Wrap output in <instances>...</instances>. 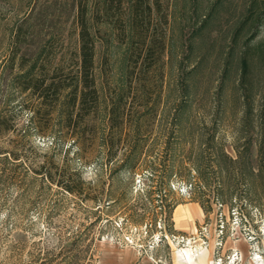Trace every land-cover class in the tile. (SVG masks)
Returning a JSON list of instances; mask_svg holds the SVG:
<instances>
[{"label":"rangeland","instance_id":"rangeland-1","mask_svg":"<svg viewBox=\"0 0 264 264\" xmlns=\"http://www.w3.org/2000/svg\"><path fill=\"white\" fill-rule=\"evenodd\" d=\"M88 1L100 102L68 127L34 116L9 58L28 20L26 47L74 73L75 0H0V149L24 161L0 154V264H264V0ZM145 39L165 41L158 71ZM47 162L85 192L36 174Z\"/></svg>","mask_w":264,"mask_h":264},{"label":"trees","instance_id":"trees-1","mask_svg":"<svg viewBox=\"0 0 264 264\" xmlns=\"http://www.w3.org/2000/svg\"><path fill=\"white\" fill-rule=\"evenodd\" d=\"M105 15L110 17L113 9L109 0H103ZM76 9L75 22L78 30V46L74 53L77 69L74 73H66L62 65L53 67L51 60L53 53L46 46L36 49L26 47V42L30 38V26L28 20L22 26H19L14 36V45L9 58V67L12 73V83L23 94L39 102V107L34 109V116L46 110L52 117L55 113L62 116L63 122L68 127L73 124H79L80 120L91 115L93 109H97L100 102L99 90L97 87L95 69H96V38L92 32L89 17V1L75 0ZM148 11L151 10L147 5ZM135 11V10H134ZM134 18L140 17V13L135 12ZM145 55L142 60L147 72L155 68V71L161 66L163 57L166 53V44L163 39H149L143 41ZM155 49V61L153 53ZM140 85L142 83H139ZM158 84V83H157ZM159 86V85H158ZM120 103V102H119ZM123 113L120 107L111 111V120L116 125L114 129L120 132L122 127ZM8 119L0 116V136L7 132ZM75 129V127H74ZM120 134V133H119ZM136 147V146H135ZM138 149V146H137ZM137 149H132L136 151ZM1 155L6 158H12L14 161L24 163L20 155L14 151H3ZM137 163L127 158L122 168L128 171H134ZM36 174L42 175L53 185L60 187L72 195H82L85 192V183L82 180L81 173L76 171L70 173L67 168H57L50 162L43 164Z\"/></svg>","mask_w":264,"mask_h":264},{"label":"crops","instance_id":"crops-1","mask_svg":"<svg viewBox=\"0 0 264 264\" xmlns=\"http://www.w3.org/2000/svg\"><path fill=\"white\" fill-rule=\"evenodd\" d=\"M189 211H191V209H189ZM196 214L199 213V211H195ZM189 221H180L181 220V216H179V218L177 219L178 221H175V226L178 230L180 231H186V232H189V231H192L193 228H195L197 226V223H200L202 221H190V219H193V215L189 213Z\"/></svg>","mask_w":264,"mask_h":264},{"label":"bare ground","instance_id":"bare-ground-1","mask_svg":"<svg viewBox=\"0 0 264 264\" xmlns=\"http://www.w3.org/2000/svg\"><path fill=\"white\" fill-rule=\"evenodd\" d=\"M195 257V256H194Z\"/></svg>","mask_w":264,"mask_h":264}]
</instances>
